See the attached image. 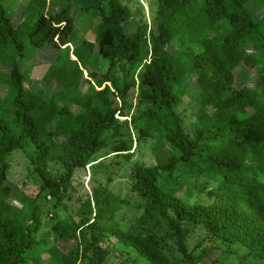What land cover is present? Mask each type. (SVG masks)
<instances>
[{
	"label": "trees",
	"instance_id": "1",
	"mask_svg": "<svg viewBox=\"0 0 264 264\" xmlns=\"http://www.w3.org/2000/svg\"><path fill=\"white\" fill-rule=\"evenodd\" d=\"M2 1L0 64L9 72L0 71V264L42 263L44 249L36 237L41 193L54 202L49 211L55 220L75 173L101 150L109 147L130 158L132 142L119 132L122 125L131 126L138 143L158 127L155 152L162 149L164 156L151 166L134 163L130 190L144 216L167 223L188 264L196 263L186 245L190 228L196 227L219 245L237 253L243 249V260L264 264V67L255 72L260 58L246 53L247 43L257 38L251 47L264 53L259 43L264 18L247 11L250 0H154L149 33L141 18L132 36L126 25L134 14L123 0H24L17 26ZM54 4L59 9H50ZM73 7L80 15L77 21ZM85 21L95 38L76 42ZM26 43L33 50L55 51L36 92L25 89L19 64ZM171 44L174 52L168 50ZM240 65L255 72L252 87L235 86ZM190 76L195 78L196 105L192 137L177 110L179 88ZM52 83L59 89L49 93ZM110 131L122 136L105 140ZM27 139L36 149L34 173L41 185L27 201L28 209L16 212L8 203L5 158ZM211 142L217 149L196 175L209 202H191L190 196L167 189L162 176L191 164L198 148ZM50 161L62 167L58 176L49 169ZM93 195V218L84 205L73 225L57 220L51 226L60 242H73L67 252L55 245L47 249L54 264H105L113 245L127 264H176L156 236L114 223L122 201L107 188L93 190ZM37 248L39 255H34Z\"/></svg>",
	"mask_w": 264,
	"mask_h": 264
},
{
	"label": "rangeland",
	"instance_id": "2",
	"mask_svg": "<svg viewBox=\"0 0 264 264\" xmlns=\"http://www.w3.org/2000/svg\"><path fill=\"white\" fill-rule=\"evenodd\" d=\"M23 1H2L6 14L12 18L15 26L18 25L21 19L20 12L23 9ZM123 2L134 14V18L126 25L127 33L130 36L135 34L141 18L147 22V32L149 33L153 26L152 15L155 10V1L123 0ZM246 6L247 11L253 17L259 20L264 18V0H250ZM50 9H59V5H50ZM73 17L76 21L80 17L77 7H73ZM221 23L224 25L226 31L231 29L227 20ZM260 30L264 34V24H261ZM94 38L95 33L90 21H85L80 29L76 42H80L81 40L93 41ZM260 38L259 43L263 44L261 49H264V40L262 36ZM147 40L149 41V38ZM257 40L258 38L253 39L246 46V53L259 56L260 58L258 67L254 69L255 72L259 71V68L264 67V53L259 50H254L251 47ZM172 47L171 44L168 49L170 52L175 51ZM54 54V49L50 47L33 50L26 43L25 53L19 60L21 72L25 75V89L36 92L43 86L41 79L47 71ZM0 71L9 72V69L0 64ZM254 71H247L243 69V65H240L234 71L235 86L238 88L252 87L255 78ZM194 80V76L188 77L179 88L181 105L177 108L182 117L185 130L190 137H192L195 127L194 112L196 105L194 103L195 93L193 91L195 86ZM58 89L59 87L52 83L47 91L53 93ZM6 92L7 87L4 86L1 89L2 97L6 96ZM135 93V90L131 92L132 100L135 99ZM72 110L75 111L76 109L72 108ZM118 120L123 122L124 118H118ZM118 130L121 134H124L127 141L130 140L132 142L131 152L134 153L130 158H127L125 155L116 154L109 147H106L97 154L94 162L87 165L84 169L77 170L71 180V185L68 187L67 193L63 197L62 205L55 210V220H52L51 211H49L54 206V202L45 201V192L41 193L39 198L41 226L36 234V237L41 241L40 247L44 249V252L41 254V264H54L46 252L50 246L55 245L63 252H67L73 246V242L67 244L60 242L51 229V226L57 220L67 225H73L75 216L80 214V210L84 205H86L85 211H88L87 208H90V213L87 215L93 218L97 213L93 190H100L101 188H107L111 196H115L122 201L115 211L114 223L124 230L156 236L160 245L174 263L188 264L178 252L175 237L171 235L172 232L167 223L157 216H144L139 207V199L130 190L133 164L155 165L157 158H163L164 156L162 149H157L155 152V146L160 140L158 127L157 131L152 132L150 138L139 143L137 142V135L131 126L122 125L118 127ZM120 136L122 135L115 134L114 131L104 134L105 140H118ZM216 144L212 142L202 144L198 148L197 154L191 164L178 167L169 176H162L161 180L167 189H177L184 196H190L191 202H209V199L201 193V188L203 187L202 179L196 177V175L200 173V170L204 166L203 160L216 151ZM35 156L36 149L31 140L27 139L21 149L14 150L5 158L6 163L9 165L6 184L11 188L8 203L13 206L16 212L26 211L28 209L26 206L27 201L34 199L40 189L41 182L34 173ZM48 167L54 176H58L63 171L62 167L53 161L48 163ZM47 212L48 214H46ZM189 231L190 233L186 238V245L188 251L196 259L195 264H210L216 259L218 260V264H256L250 258L244 260L241 258L244 252L243 249L237 253L234 252L233 248L229 249L225 245H219L216 241L207 237L203 228H190ZM109 250L110 253L105 260V264H127L125 263L126 257L119 254L120 249L118 246H110ZM39 252L40 248H37L34 255H39ZM79 264H85V262L82 261Z\"/></svg>",
	"mask_w": 264,
	"mask_h": 264
}]
</instances>
